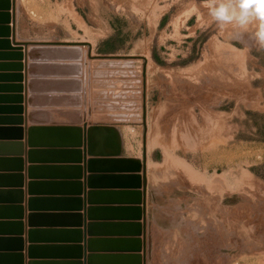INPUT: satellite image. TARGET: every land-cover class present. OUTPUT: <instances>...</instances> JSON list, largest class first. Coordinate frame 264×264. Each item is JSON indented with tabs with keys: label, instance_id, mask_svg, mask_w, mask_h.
I'll use <instances>...</instances> for the list:
<instances>
[{
	"label": "rangeland",
	"instance_id": "1",
	"mask_svg": "<svg viewBox=\"0 0 264 264\" xmlns=\"http://www.w3.org/2000/svg\"><path fill=\"white\" fill-rule=\"evenodd\" d=\"M204 5L0 0L5 58L70 53L2 66L20 83L3 86L19 93L10 110L26 111L30 79L33 123L52 122L28 128L31 153L83 148L129 186L142 225L147 211L138 264H264V49Z\"/></svg>",
	"mask_w": 264,
	"mask_h": 264
},
{
	"label": "crops",
	"instance_id": "2",
	"mask_svg": "<svg viewBox=\"0 0 264 264\" xmlns=\"http://www.w3.org/2000/svg\"><path fill=\"white\" fill-rule=\"evenodd\" d=\"M35 51L64 61L70 54L29 48L22 51L26 59L18 61L5 58L9 51L0 46V75L16 73L3 65L35 66L41 61L31 59ZM10 84L20 83L0 78V264H138L135 241L145 238L147 211L139 213L144 215L142 225L136 197L121 194L130 191L129 186H122L111 171L90 168L83 148L74 152L37 143L43 147L31 153L28 128L52 122L34 115L33 123L30 79L24 94L26 111L10 110L19 106V93L3 88ZM71 124L75 123L65 125ZM138 232L144 235L138 237Z\"/></svg>",
	"mask_w": 264,
	"mask_h": 264
},
{
	"label": "clouds",
	"instance_id": "3",
	"mask_svg": "<svg viewBox=\"0 0 264 264\" xmlns=\"http://www.w3.org/2000/svg\"><path fill=\"white\" fill-rule=\"evenodd\" d=\"M204 6L221 28L233 25L247 30L254 26L252 38L264 49V0H205Z\"/></svg>",
	"mask_w": 264,
	"mask_h": 264
},
{
	"label": "water",
	"instance_id": "4",
	"mask_svg": "<svg viewBox=\"0 0 264 264\" xmlns=\"http://www.w3.org/2000/svg\"><path fill=\"white\" fill-rule=\"evenodd\" d=\"M71 129V128H58V130ZM80 130L77 129L76 133L78 134Z\"/></svg>",
	"mask_w": 264,
	"mask_h": 264
},
{
	"label": "bare ground",
	"instance_id": "5",
	"mask_svg": "<svg viewBox=\"0 0 264 264\" xmlns=\"http://www.w3.org/2000/svg\"><path fill=\"white\" fill-rule=\"evenodd\" d=\"M215 219V218H214ZM212 228V227H211ZM208 229V228H207Z\"/></svg>",
	"mask_w": 264,
	"mask_h": 264
}]
</instances>
